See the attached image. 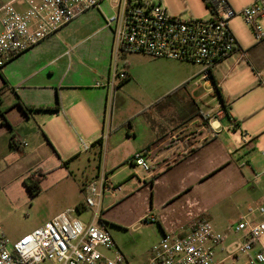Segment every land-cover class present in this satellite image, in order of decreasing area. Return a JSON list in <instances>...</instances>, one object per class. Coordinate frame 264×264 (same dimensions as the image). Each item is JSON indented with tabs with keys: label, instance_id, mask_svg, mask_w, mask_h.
Instances as JSON below:
<instances>
[{
	"label": "crops",
	"instance_id": "0c3cea01",
	"mask_svg": "<svg viewBox=\"0 0 264 264\" xmlns=\"http://www.w3.org/2000/svg\"><path fill=\"white\" fill-rule=\"evenodd\" d=\"M228 1L238 13L253 2ZM106 3L100 5L101 10ZM237 17L242 18L240 14ZM231 29L247 57L237 63L235 55L215 69L220 96L211 82L197 83L201 69L195 74V84L203 94H190L159 112L150 111L151 104L119 126L114 124L115 94L107 116L110 90L95 87L100 80L108 81L110 70H84L82 64L71 60L68 50L54 44L59 31L1 68L0 193L10 184H27L25 177L31 178L38 162L43 164L39 170L42 176L65 169L73 175L80 170L75 163L86 154L90 166L96 163L93 179L105 173L121 185L115 196L104 197L97 223L118 224L135 233L152 229L154 245L165 234H186L195 222L203 220L227 232L229 242L242 238L232 230L241 216L264 218L258 212L249 214L253 206L244 214L240 212L251 191L259 192L264 207V94H252L264 91V41H246ZM100 30L110 54L115 47L114 33L110 28ZM128 73L131 77L129 65ZM220 104L228 114L213 120L214 136L201 142L206 136L200 127L202 117ZM137 119L142 122L135 123ZM238 130H243V142ZM101 138L100 148L95 143ZM82 146L88 150L83 152ZM145 150L155 172L152 176L141 170L136 175L127 165ZM47 157L50 163L44 165ZM75 209V216L84 224L94 221L95 210L85 202ZM9 217L0 204V225L5 227ZM45 221L19 227L13 237L21 238L48 223ZM261 247L262 242L256 249ZM111 253L117 256L116 251Z\"/></svg>",
	"mask_w": 264,
	"mask_h": 264
},
{
	"label": "built area",
	"instance_id": "2783aa9c",
	"mask_svg": "<svg viewBox=\"0 0 264 264\" xmlns=\"http://www.w3.org/2000/svg\"><path fill=\"white\" fill-rule=\"evenodd\" d=\"M109 1H116L112 6L118 10L107 19V26L114 33L116 55L144 54L199 65L202 71L197 83L209 81L214 91L219 88L214 81L215 69L235 55L237 63L247 57L230 21L240 14L258 42L264 41L260 24L264 0H253L239 13L228 0H204L211 18L187 21L171 15L162 0H10L0 4V69L85 12ZM128 77L125 64L122 70L116 68L107 82H96L95 87H107L114 94L118 83ZM227 114V108L220 104L203 115L200 127L206 136L201 142L214 136L213 120ZM148 154L145 150L129 160L127 165L135 169L136 175L140 170L151 176L155 173ZM120 191L121 185L105 173L88 185L85 205L95 210L94 221L88 225L75 216L76 209H68L15 242L9 240L0 225V264H124L126 257L111 232L105 224L97 223L104 197ZM248 212L264 217L261 206ZM232 230L242 234V238L229 242L228 233L211 222H195L186 234H165L153 246L146 264H264V247L256 249L264 235V218L243 215ZM113 251L117 253L115 258L108 255Z\"/></svg>",
	"mask_w": 264,
	"mask_h": 264
},
{
	"label": "rangeland",
	"instance_id": "374dc122",
	"mask_svg": "<svg viewBox=\"0 0 264 264\" xmlns=\"http://www.w3.org/2000/svg\"><path fill=\"white\" fill-rule=\"evenodd\" d=\"M9 1L0 0V4ZM244 1L237 0L239 4ZM161 3L168 9L171 15L182 20H207L211 18V11L204 0H162ZM115 11L118 10L112 8L110 1L103 5L102 10L101 8H93L86 14L84 13V16H79V18L60 29L54 39V44L59 46L63 51L68 50L71 60L82 64L84 70L87 67L89 69L95 67L103 70L109 69L112 75L116 68L122 70L125 64L129 65L131 77H128L121 86L120 84L123 80L120 81L118 83L120 87L114 92V124L118 126L120 123L124 124L134 112L140 109H147L151 104H153V107L149 110L159 112L163 106L171 105L176 100L188 97L190 94L204 93L202 89L196 90L198 88L195 84L197 79L195 74L202 69L199 66L173 60L158 59L144 54L124 53V56L123 53H119L116 55L115 47L108 54L110 47L104 45L100 28L109 29L107 19L112 18ZM260 24L264 30V19L260 20ZM231 26L234 31L239 32L238 34L242 36V39L246 41L254 39L258 42L252 29L241 17L231 20L230 28ZM232 78L233 76L229 80ZM100 81L103 82L104 80ZM102 89L106 90V88ZM108 92L110 95L108 98L107 116L111 112V96H113L111 89ZM252 94H264V91H255ZM160 97L164 98L161 104L158 106L154 105ZM134 121L138 124L142 122L141 119ZM238 131L239 138L243 142V130ZM105 133H107V128ZM249 147L252 149L253 146L250 144ZM81 150L85 152L87 149L85 146H82ZM80 156V160L75 163L76 168L78 165L80 170H75L76 173L73 175L65 169V172L60 170L50 175L44 174L42 176L39 170L40 165L43 164L38 162L37 168H34L29 175L31 177L33 175L34 177H42L39 181L40 190L38 192L31 191L27 184L23 185L22 183L10 184L9 187L2 189L0 204L2 205V209L10 214L7 224L5 227L2 225V227L11 242L20 239V237H13V234L17 233L19 227L26 228L32 224L42 223L45 220V222H49L54 215L67 210L69 207L75 209L85 202L87 187L94 180L96 163L90 166L87 155L83 154ZM56 161L54 159V163ZM43 163L44 165L49 164L50 159L48 157L44 158ZM25 180L26 183H31L29 177H25ZM22 182L24 183V180ZM262 183H264V180H262ZM261 204L259 192L251 191L250 197L240 206V212L244 214L249 206L257 208ZM83 215L81 218L84 219ZM107 228L111 231L116 244L122 249V253L128 259V263L125 264H143L146 263L148 256L151 257V248L155 241L152 229L135 233L131 229L112 223H108ZM262 243L264 244V235ZM102 251L105 252L104 249ZM108 255L112 258L116 257L111 252Z\"/></svg>",
	"mask_w": 264,
	"mask_h": 264
},
{
	"label": "trees",
	"instance_id": "16d2710c",
	"mask_svg": "<svg viewBox=\"0 0 264 264\" xmlns=\"http://www.w3.org/2000/svg\"><path fill=\"white\" fill-rule=\"evenodd\" d=\"M124 54V53H123ZM127 79H124L122 82H121V84H120V86L126 81ZM120 86H118L117 85V87H116V89H118ZM217 94L219 95L220 94V91H219V89L217 90ZM220 96V95H219ZM25 109H27V110H31V109H33V108H30V107H26ZM0 114H1V112H0ZM95 145H98L100 148L102 147V145H103V140H102V138L101 139H99L96 143H95ZM41 176L40 177H38V178H33V177H31L30 178V182L31 183H29V182H27V185H28V187H29V189L31 190V191H36V192H38L39 190H40V180H41ZM79 207L80 206H78V209H79ZM199 222V221H198Z\"/></svg>",
	"mask_w": 264,
	"mask_h": 264
}]
</instances>
